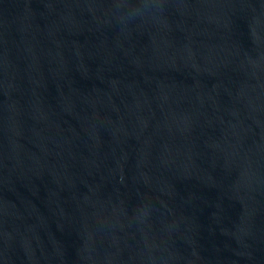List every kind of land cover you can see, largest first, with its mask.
<instances>
[{
    "label": "water",
    "instance_id": "95a60500",
    "mask_svg": "<svg viewBox=\"0 0 264 264\" xmlns=\"http://www.w3.org/2000/svg\"><path fill=\"white\" fill-rule=\"evenodd\" d=\"M0 264H264V0H0Z\"/></svg>",
    "mask_w": 264,
    "mask_h": 264
}]
</instances>
